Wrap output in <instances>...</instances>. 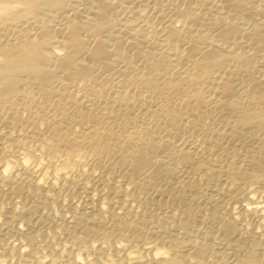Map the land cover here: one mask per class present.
<instances>
[{"label":"bare ground","instance_id":"1","mask_svg":"<svg viewBox=\"0 0 264 264\" xmlns=\"http://www.w3.org/2000/svg\"><path fill=\"white\" fill-rule=\"evenodd\" d=\"M0 264H264V0H0Z\"/></svg>","mask_w":264,"mask_h":264}]
</instances>
